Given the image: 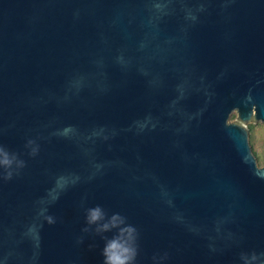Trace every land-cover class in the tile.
Segmentation results:
<instances>
[{"label": "water", "instance_id": "1", "mask_svg": "<svg viewBox=\"0 0 264 264\" xmlns=\"http://www.w3.org/2000/svg\"><path fill=\"white\" fill-rule=\"evenodd\" d=\"M252 122L264 0H0V264H264Z\"/></svg>", "mask_w": 264, "mask_h": 264}, {"label": "clouds", "instance_id": "2", "mask_svg": "<svg viewBox=\"0 0 264 264\" xmlns=\"http://www.w3.org/2000/svg\"><path fill=\"white\" fill-rule=\"evenodd\" d=\"M99 216L100 212L97 209L91 213V220L95 221ZM105 254L106 264H128L134 259L136 251L133 247L113 242L106 246Z\"/></svg>", "mask_w": 264, "mask_h": 264}, {"label": "rangeland", "instance_id": "3", "mask_svg": "<svg viewBox=\"0 0 264 264\" xmlns=\"http://www.w3.org/2000/svg\"><path fill=\"white\" fill-rule=\"evenodd\" d=\"M237 118V114L233 113L231 115V120H236ZM249 124H253L255 125V135H256V139L258 144L256 145V149L253 148L254 153L256 154L257 158H258V162L261 166H264V161H261L260 158H264V150L262 148V144H264V125L261 122H252ZM248 124V126H249Z\"/></svg>", "mask_w": 264, "mask_h": 264}, {"label": "trees", "instance_id": "4", "mask_svg": "<svg viewBox=\"0 0 264 264\" xmlns=\"http://www.w3.org/2000/svg\"><path fill=\"white\" fill-rule=\"evenodd\" d=\"M249 130H250V140H251V144L253 145V148L256 149V145L258 144L257 139H256V135H255V125L253 124H249ZM262 148L264 150V144H262ZM261 161H264V158H260Z\"/></svg>", "mask_w": 264, "mask_h": 264}]
</instances>
